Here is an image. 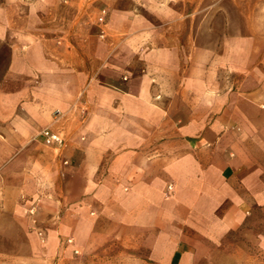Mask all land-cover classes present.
Returning <instances> with one entry per match:
<instances>
[{
	"label": "crops",
	"instance_id": "crops-1",
	"mask_svg": "<svg viewBox=\"0 0 264 264\" xmlns=\"http://www.w3.org/2000/svg\"><path fill=\"white\" fill-rule=\"evenodd\" d=\"M25 5L0 2V257L264 253V68L223 87L207 43L146 39L127 16L109 38L53 31L32 22L46 3ZM46 129L65 145L47 146Z\"/></svg>",
	"mask_w": 264,
	"mask_h": 264
},
{
	"label": "rangeland",
	"instance_id": "rangeland-1",
	"mask_svg": "<svg viewBox=\"0 0 264 264\" xmlns=\"http://www.w3.org/2000/svg\"><path fill=\"white\" fill-rule=\"evenodd\" d=\"M41 1L49 7V14L44 19L34 18L32 22L46 25L53 31L61 27L69 28V22H79L75 26L90 28V32L99 39L109 38L111 36L107 32L110 26L118 27L125 20L121 16H127L130 17L129 21L146 25L142 31L146 39H153L156 32L180 44L190 37L193 40L192 49L200 41L207 43L213 50L212 66L217 70L223 87L241 85L248 71L255 69L254 66L264 68V61L258 58L264 55V0H25V6L35 8ZM8 53V47L1 45L0 55ZM253 54L256 55L255 60L253 56L249 62ZM222 56L230 60L222 61ZM232 57L238 61H231L234 60ZM247 63L252 67L246 69ZM228 64H236L237 67L245 64L246 71L232 72L234 70ZM263 81L264 78H259L254 83L258 85ZM224 250V253L214 254L201 264H264V253L256 246L246 250V247L229 245ZM0 264L51 262L38 255L17 260L0 257ZM64 264L151 263L107 245L98 256L91 255L79 261L69 260Z\"/></svg>",
	"mask_w": 264,
	"mask_h": 264
},
{
	"label": "built area",
	"instance_id": "built-area-1",
	"mask_svg": "<svg viewBox=\"0 0 264 264\" xmlns=\"http://www.w3.org/2000/svg\"><path fill=\"white\" fill-rule=\"evenodd\" d=\"M103 21V18L101 19ZM40 137L43 139L44 143L49 147H63L65 145L64 138L57 132L51 129L44 130Z\"/></svg>",
	"mask_w": 264,
	"mask_h": 264
}]
</instances>
